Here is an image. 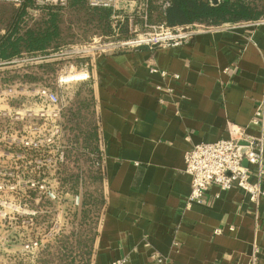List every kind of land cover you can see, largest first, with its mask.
Here are the masks:
<instances>
[{
  "label": "crops",
  "instance_id": "0c3cea01",
  "mask_svg": "<svg viewBox=\"0 0 264 264\" xmlns=\"http://www.w3.org/2000/svg\"><path fill=\"white\" fill-rule=\"evenodd\" d=\"M238 23H201L221 28L180 46L95 55L105 205L92 264H264V199L214 186L189 204L185 172L186 153L229 139L231 125L264 138L251 123L264 92V23L227 26Z\"/></svg>",
  "mask_w": 264,
  "mask_h": 264
},
{
  "label": "rangeland",
  "instance_id": "374dc122",
  "mask_svg": "<svg viewBox=\"0 0 264 264\" xmlns=\"http://www.w3.org/2000/svg\"><path fill=\"white\" fill-rule=\"evenodd\" d=\"M141 1L136 0L133 7L123 8L121 4L113 9L111 34H107L103 23H97V15L86 1L78 7L68 4L63 9L57 8L62 32L60 40L45 53L23 51L4 67L9 69L6 73L0 72V81L8 76L9 85H29L32 89L47 87L64 99L60 120L44 121L28 114L16 119L15 114H11L9 128L51 130L58 127L57 142L66 158L59 185L54 186L58 200L52 202L40 195H30L28 201L21 200L23 209L36 210L39 214L25 216L23 226L9 224V232H0V264H92L93 243L105 205L103 173L96 165L98 114L91 79L72 80L80 69H71V66L90 62L89 58H81L80 50L128 40L152 31L155 26L165 25L157 13L151 22L147 16H142L144 8L138 9ZM156 1V5L162 6L160 0ZM244 1L264 11V0ZM21 8L11 3L1 5L0 30L12 26ZM48 13L28 8L20 23V33L44 24ZM70 76L67 82H60L61 78ZM34 104V98L28 95L11 105L16 112H21L23 109L36 111ZM10 171L9 167V174ZM17 196L9 191V201ZM32 241H37L38 246L26 248Z\"/></svg>",
  "mask_w": 264,
  "mask_h": 264
},
{
  "label": "built area",
  "instance_id": "2783aa9c",
  "mask_svg": "<svg viewBox=\"0 0 264 264\" xmlns=\"http://www.w3.org/2000/svg\"><path fill=\"white\" fill-rule=\"evenodd\" d=\"M91 9H115L119 5L123 8L133 7L136 0H85ZM156 1V0H155ZM24 0H0V7L3 4H13L21 7ZM157 2V1H156ZM69 0H34L36 11H50L57 8H64ZM153 3H155L153 1ZM164 8L169 5L167 0H160ZM149 0L140 2L141 8H146ZM120 7V6H119ZM264 23V18L258 21H244L235 25H227L236 28L241 25L253 26ZM221 27L208 26L201 23L169 27L166 25L155 26L152 31L137 35L134 38L109 43L100 46H93L89 49L78 51L82 57L91 59L90 62L82 61L80 64H73L71 69H80L78 75L72 80L85 82L92 78L93 59L95 52L101 54L133 51L143 47L149 49L168 48L180 46L191 42L197 34L212 32ZM8 35V29L0 30V38ZM88 53V55H86ZM85 54V55H84ZM9 61L0 62V72H7ZM153 74H159L164 80L172 82L181 81L178 74H169L157 68L151 70ZM8 80L0 81V232H9V224L23 226L25 216H36L38 211L24 210L22 201H28L30 195L42 196L45 200L55 202L58 200L57 189L62 166L66 160L65 152L58 144L60 130L53 127L51 130L35 129H14L9 128V118L15 114L17 118L24 115L35 116L44 121L56 122L60 120L64 110V99L47 87L37 89L29 85H9ZM67 82L60 79V82ZM157 91L173 95V86H156ZM34 98L35 108L23 109L16 112L12 103L23 97ZM164 98H159L164 103ZM252 125L263 130L264 128V92L262 99L257 104ZM229 139L213 143H199L194 145L185 155V172L190 175L191 195L189 204L204 203L208 192L212 187L217 186L221 192L229 191L235 187L246 193L249 200L258 204L264 199V138H257L249 135L245 129L237 125L229 128ZM98 159L96 165L103 173V156L101 152L102 139L99 133L98 123ZM9 167L11 168L9 174ZM24 187V188H19ZM9 191L18 195L9 201ZM27 194V195H26ZM20 198V199H19ZM215 199L220 194L214 195ZM10 209V211H9ZM38 242L27 244L26 248L37 247ZM154 258L161 262L159 257ZM126 260H118L112 264H125Z\"/></svg>",
  "mask_w": 264,
  "mask_h": 264
},
{
  "label": "trees",
  "instance_id": "16d2710c",
  "mask_svg": "<svg viewBox=\"0 0 264 264\" xmlns=\"http://www.w3.org/2000/svg\"><path fill=\"white\" fill-rule=\"evenodd\" d=\"M85 0H69V7H78ZM153 1L155 3H153ZM169 5H156L155 0H149L148 7L143 9L142 16H147L151 22L155 13L162 23L169 27L206 23L221 25L229 22H244L258 20L264 16L263 10H258L244 0H167ZM34 0H24L21 12L8 30V35L0 38V62L11 61L19 57L23 51L47 52L61 38L58 9L50 10L44 24L34 29H27L20 33V23L28 8L34 7ZM62 9V8H60ZM138 9L140 4L138 5ZM97 23H103L107 34L113 31V9H94ZM118 26L121 23L118 22Z\"/></svg>",
  "mask_w": 264,
  "mask_h": 264
},
{
  "label": "bare ground",
  "instance_id": "6f19581e",
  "mask_svg": "<svg viewBox=\"0 0 264 264\" xmlns=\"http://www.w3.org/2000/svg\"><path fill=\"white\" fill-rule=\"evenodd\" d=\"M70 78H72V77H71V76H70V77H67L66 80H67V79H70Z\"/></svg>",
  "mask_w": 264,
  "mask_h": 264
}]
</instances>
